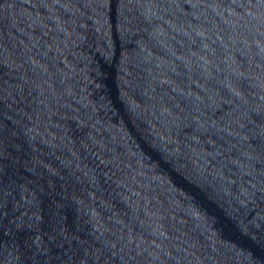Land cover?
I'll use <instances>...</instances> for the list:
<instances>
[{"label":"water","instance_id":"95a60500","mask_svg":"<svg viewBox=\"0 0 264 264\" xmlns=\"http://www.w3.org/2000/svg\"><path fill=\"white\" fill-rule=\"evenodd\" d=\"M0 264H264V0H0Z\"/></svg>","mask_w":264,"mask_h":264}]
</instances>
